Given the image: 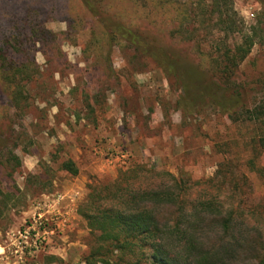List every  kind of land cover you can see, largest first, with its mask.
I'll list each match as a JSON object with an SVG mask.
<instances>
[{"label": "rangeland", "instance_id": "obj_1", "mask_svg": "<svg viewBox=\"0 0 264 264\" xmlns=\"http://www.w3.org/2000/svg\"><path fill=\"white\" fill-rule=\"evenodd\" d=\"M162 1L173 9L167 16L150 15L155 10L147 0H92L98 9L93 18L70 0H0V48L6 38L5 56L26 63L31 71L22 111L9 108L0 86V264H85L92 237L77 210L87 187L115 179L134 163L174 175L181 171L197 181L211 178L224 156L239 152L242 163L248 158L251 126L206 106L185 116L178 109L181 91L175 73H166L124 42L114 41L110 52L97 43L98 23L123 22L153 49L185 66L198 65L194 44L207 53L211 42L224 39L212 29L216 18L210 10L204 21L192 16L197 0ZM231 2L243 32L264 35V0ZM185 8L191 18L184 27L196 30L189 43L169 36L183 20L175 10ZM33 11L52 38L36 43L26 26L20 33L26 47L18 46L6 30L13 18L12 31L19 34V20L29 25ZM260 39L256 37L236 76L249 104L264 94ZM67 160L76 165V176L61 169ZM260 162L264 166V155ZM247 176L258 203L264 198V182Z\"/></svg>", "mask_w": 264, "mask_h": 264}, {"label": "trees", "instance_id": "obj_2", "mask_svg": "<svg viewBox=\"0 0 264 264\" xmlns=\"http://www.w3.org/2000/svg\"><path fill=\"white\" fill-rule=\"evenodd\" d=\"M70 1L93 18L98 15L92 0ZM147 1L155 10L150 15L167 16L173 11L171 6L162 5L166 1ZM195 6L197 12L192 16L204 21L210 10L209 14L216 18L212 29L224 37L211 42L207 53L199 43L194 44L193 51L200 58L196 66H185L178 58L153 49L140 33L123 22L98 23L101 36L97 43L105 44L110 52L114 41L124 42L138 54L150 57L166 73H175L181 91L178 109L185 116H194L206 106L229 114L237 124L251 126L254 135L245 145L249 156L242 163L239 152L231 153V157L223 152L213 176L206 180L193 181L181 171L174 175L154 165L134 163L118 171L115 179L90 184L77 210L92 237L85 264H238L243 260L264 264V198L255 202L253 182L247 176L255 175L264 182L260 162L264 155V94L249 104L236 77L240 64L257 43L256 37L264 45V35L243 32L231 0H197ZM175 13L183 20L181 27L169 32L170 38L191 42L196 30L189 32L184 27L191 11L185 8ZM27 19L29 25L19 20L15 27L19 34L12 31L16 21L13 18L6 30L7 36H14L16 45L26 47L27 40L20 34L26 26L36 43H47L52 38L41 27L38 11ZM229 38L233 41L228 42ZM2 43L5 47L0 48V86L9 108L22 111L31 71L26 63L8 59L5 53L9 42L5 38ZM61 169L71 176L78 174L71 160L63 162ZM211 226L215 228L212 232L208 231Z\"/></svg>", "mask_w": 264, "mask_h": 264}]
</instances>
